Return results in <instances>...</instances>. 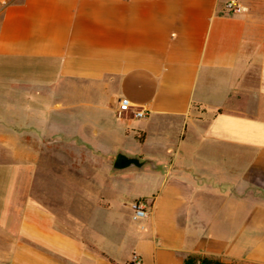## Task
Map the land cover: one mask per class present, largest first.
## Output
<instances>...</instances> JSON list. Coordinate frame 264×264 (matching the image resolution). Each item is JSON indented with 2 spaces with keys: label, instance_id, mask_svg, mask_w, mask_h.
<instances>
[{
  "label": "crops",
  "instance_id": "obj_1",
  "mask_svg": "<svg viewBox=\"0 0 264 264\" xmlns=\"http://www.w3.org/2000/svg\"><path fill=\"white\" fill-rule=\"evenodd\" d=\"M226 1L18 0L0 13V167L34 171L0 177V215L17 216L0 222V264H264V0H239L238 15ZM60 150L79 216L39 177ZM124 187L116 232L103 216Z\"/></svg>",
  "mask_w": 264,
  "mask_h": 264
},
{
  "label": "rangeland",
  "instance_id": "obj_2",
  "mask_svg": "<svg viewBox=\"0 0 264 264\" xmlns=\"http://www.w3.org/2000/svg\"><path fill=\"white\" fill-rule=\"evenodd\" d=\"M126 148L128 150L132 151L134 149V144L131 141H127ZM60 152L65 156L61 157L56 161V163L52 162L49 159H46L45 157L42 159V163L40 169L41 172L39 174L40 179L43 181L44 187L50 192L53 193L55 196L58 197V205L56 209L61 212V211H66L69 210L71 214L79 216L82 212V207H81V201L77 198H70V194L72 192L77 191L78 188L80 187V183L78 181H72L71 180V175L76 174V168L71 167L68 168L67 164L69 163V160L66 159L68 157V153L66 150H60ZM10 152L2 151L0 150V163L3 162H10L9 160H4L2 158H5L9 156ZM54 163V166L52 165ZM58 165V166H57ZM82 169V168H80ZM89 168H85V170H88ZM94 168H91V173L93 174ZM103 171H106V168L103 166L98 168L97 171L95 172L96 175L101 174ZM30 175L34 176V171L33 168L25 171V168H21L18 166L15 167H9V168H1L0 167V177L1 176H6L10 175L13 178L16 179L18 182V177L20 175ZM115 174L113 167L108 168V175ZM131 174H134V170H126L125 172L119 174L120 176L128 175V177H131ZM54 176H57V181L53 179ZM14 179V180H15ZM33 180V178H32ZM18 184V183H17ZM128 182L125 181V183L121 185L127 186ZM14 183H12V186ZM97 185V184H96ZM34 182L32 181V188H31V194L34 196ZM95 188V184H92V190ZM124 191H118L114 194H111V197L109 198L108 202L110 203V208L108 211H106V215L103 216V218L106 220L107 223L113 224L114 223V229L117 232V228H120L121 226L125 225L128 222V219L126 218L124 212L126 211L125 209V204L128 203V199L131 197L133 192L131 191V188L124 187ZM125 192V193H124ZM92 203L96 202L94 199L91 200ZM17 216L12 215V216H1L0 215V222L5 221V222H11L12 224L15 223V219ZM8 221H7V220ZM2 248H0L1 250ZM6 249V248H5Z\"/></svg>",
  "mask_w": 264,
  "mask_h": 264
},
{
  "label": "built area",
  "instance_id": "obj_3",
  "mask_svg": "<svg viewBox=\"0 0 264 264\" xmlns=\"http://www.w3.org/2000/svg\"><path fill=\"white\" fill-rule=\"evenodd\" d=\"M18 0H0V13L8 8L9 6L15 4ZM245 8L242 6L239 0H227L224 4V11L229 15H238L243 13ZM119 108L122 111H131L133 108L132 104L127 99H122L119 102ZM134 116L137 118L145 117V112L134 110L132 111ZM132 212V216L135 220H143L147 217V207L142 201H134L129 205ZM131 264H141L139 256L136 254L132 255ZM199 264H212L208 261L200 262Z\"/></svg>",
  "mask_w": 264,
  "mask_h": 264
},
{
  "label": "water",
  "instance_id": "obj_4",
  "mask_svg": "<svg viewBox=\"0 0 264 264\" xmlns=\"http://www.w3.org/2000/svg\"><path fill=\"white\" fill-rule=\"evenodd\" d=\"M121 160H123V161H122V163H120V167H124V165L127 164L128 162L124 159H121Z\"/></svg>",
  "mask_w": 264,
  "mask_h": 264
},
{
  "label": "flooded vegetation",
  "instance_id": "obj_5",
  "mask_svg": "<svg viewBox=\"0 0 264 264\" xmlns=\"http://www.w3.org/2000/svg\"><path fill=\"white\" fill-rule=\"evenodd\" d=\"M123 160H120L119 163H122Z\"/></svg>",
  "mask_w": 264,
  "mask_h": 264
}]
</instances>
